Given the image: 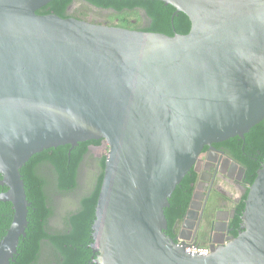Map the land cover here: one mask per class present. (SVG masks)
<instances>
[{
  "label": "water",
  "instance_id": "1",
  "mask_svg": "<svg viewBox=\"0 0 264 264\" xmlns=\"http://www.w3.org/2000/svg\"><path fill=\"white\" fill-rule=\"evenodd\" d=\"M51 1L0 0V203L13 212L0 264L27 228L20 170L90 141L106 149L94 264H264V161L236 237L212 241L208 255L166 236L164 215L204 148L264 120V0H121L184 14L188 34L172 37L36 14ZM194 188L179 235L197 214Z\"/></svg>",
  "mask_w": 264,
  "mask_h": 264
},
{
  "label": "trees",
  "instance_id": "2",
  "mask_svg": "<svg viewBox=\"0 0 264 264\" xmlns=\"http://www.w3.org/2000/svg\"><path fill=\"white\" fill-rule=\"evenodd\" d=\"M95 12L101 22L92 24L117 27L172 37L186 35L190 22L174 8L155 1L121 0H52L39 9L40 16L55 15L62 19L87 21ZM102 141L80 143L76 147L61 146L32 156L20 170L27 213L25 237L20 239L17 253L10 264H94L90 244L91 227L100 191L105 154L94 155ZM245 171L250 186L264 161V120L254 126L243 139L235 137L214 144ZM197 174L193 169L182 179L164 211L166 236L173 237V228L182 222L187 211ZM6 189L0 187V193ZM242 196L232 222L234 237L239 229L244 208ZM9 203H0V239L12 219Z\"/></svg>",
  "mask_w": 264,
  "mask_h": 264
},
{
  "label": "flooded vegetation",
  "instance_id": "3",
  "mask_svg": "<svg viewBox=\"0 0 264 264\" xmlns=\"http://www.w3.org/2000/svg\"><path fill=\"white\" fill-rule=\"evenodd\" d=\"M86 19L87 22H92L88 17ZM102 146H105L103 142L100 147ZM234 164L236 163L219 146L212 145L211 149H203L194 171L197 174L194 186L198 185L197 191L200 193L194 209L197 214L186 224L180 235L182 222L174 226L173 237L170 238L176 244L209 248L212 241L226 243L227 238L234 237V229L231 227L236 206L248 189L244 169L238 164L234 168ZM231 186L238 193L237 197H233L228 191ZM212 228H217L219 233L212 231Z\"/></svg>",
  "mask_w": 264,
  "mask_h": 264
},
{
  "label": "rangeland",
  "instance_id": "4",
  "mask_svg": "<svg viewBox=\"0 0 264 264\" xmlns=\"http://www.w3.org/2000/svg\"><path fill=\"white\" fill-rule=\"evenodd\" d=\"M88 19H90L93 22H101V17L97 15L95 12H89ZM91 151L94 155L106 154L105 146H102L100 148H92ZM228 191L230 192V194H232L233 197L238 196V193L236 192L233 186H231L228 189Z\"/></svg>",
  "mask_w": 264,
  "mask_h": 264
},
{
  "label": "built area",
  "instance_id": "5",
  "mask_svg": "<svg viewBox=\"0 0 264 264\" xmlns=\"http://www.w3.org/2000/svg\"><path fill=\"white\" fill-rule=\"evenodd\" d=\"M186 252L191 254V255L198 254L201 256H206L209 254L210 251H209V248H207V247L198 248V247H194V246H189V247H187Z\"/></svg>",
  "mask_w": 264,
  "mask_h": 264
}]
</instances>
